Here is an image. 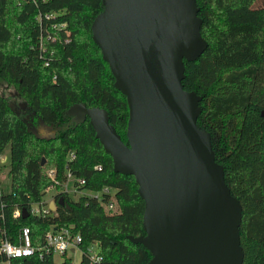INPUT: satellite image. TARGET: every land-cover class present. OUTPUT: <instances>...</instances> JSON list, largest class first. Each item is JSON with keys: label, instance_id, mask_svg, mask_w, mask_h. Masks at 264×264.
I'll return each mask as SVG.
<instances>
[{"label": "trees", "instance_id": "1", "mask_svg": "<svg viewBox=\"0 0 264 264\" xmlns=\"http://www.w3.org/2000/svg\"><path fill=\"white\" fill-rule=\"evenodd\" d=\"M195 7L206 47L194 60H183L181 84L200 96L196 125L208 133L224 183L240 204L241 264H264V0H195ZM101 9V0H0V77L42 123L64 122L56 136L33 135L0 93V154L9 146V189H0V228L15 242L18 228L27 226L37 245L49 226L71 225L81 248L98 242V264H146L150 252L127 237L144 234L143 200L134 177L113 171L111 156L87 116L76 120L67 113L74 104L105 109L109 124L126 143L125 97L114 87L91 38L90 24ZM55 23H65L67 41L63 32L58 41L44 40ZM70 153L74 159L68 162ZM43 157L58 173L67 161L87 189L113 188L118 211L105 212L94 197L56 194L53 201L62 196L66 206L55 205L43 217L12 216L15 209L42 199L49 182L41 172ZM9 261L71 264L67 257L55 262L51 255ZM77 264L92 263L81 254Z\"/></svg>", "mask_w": 264, "mask_h": 264}, {"label": "water", "instance_id": "2", "mask_svg": "<svg viewBox=\"0 0 264 264\" xmlns=\"http://www.w3.org/2000/svg\"><path fill=\"white\" fill-rule=\"evenodd\" d=\"M101 2L91 38L125 97L126 143L105 109L74 104L67 113L87 116L113 171L134 177L144 234L128 239L150 252L146 264H241L240 204L196 125L200 96L181 84L183 60L206 47L195 0ZM58 204L62 196L48 207Z\"/></svg>", "mask_w": 264, "mask_h": 264}, {"label": "built area", "instance_id": "3", "mask_svg": "<svg viewBox=\"0 0 264 264\" xmlns=\"http://www.w3.org/2000/svg\"><path fill=\"white\" fill-rule=\"evenodd\" d=\"M59 32H63L64 41L69 39L70 33L65 29V23L52 24L49 31L46 33L44 40L55 42L60 40ZM40 39V45L43 41ZM74 159V154H67L66 160L70 162ZM67 161L63 170L58 173L53 169L46 171V176L49 179L48 184L43 188L44 192L54 191V194L49 200L42 199L37 202H29L27 208L24 209L27 215L35 217H43L51 211L48 203L54 200L56 194H66L70 197H79L82 195L94 197L107 213H115L118 211V204L115 198L114 189L108 186H102L98 190L85 188V179L73 175L68 167ZM52 212V211H51ZM21 211L15 209L12 216H19ZM0 219L3 215L0 212ZM81 237L75 232L71 225L49 226L42 235L41 242L37 245L32 244L30 230L27 226H21L16 233L15 242L10 241L6 235L4 228H0V255L5 259L0 260V263L10 264L11 258L25 257L35 255L42 257L44 255L58 254L62 257H67L68 254H74L79 251L84 254L88 261L92 264L100 263L102 256L100 253L99 244L97 241L89 242L84 248L80 247Z\"/></svg>", "mask_w": 264, "mask_h": 264}, {"label": "rangeland", "instance_id": "4", "mask_svg": "<svg viewBox=\"0 0 264 264\" xmlns=\"http://www.w3.org/2000/svg\"><path fill=\"white\" fill-rule=\"evenodd\" d=\"M0 93H2L7 98L8 106L12 109V111L18 114L19 118L23 122H25L28 132H31L33 135L43 138L56 136L58 131L62 128V126H64L63 121H59L52 125L42 123L37 115L32 114L27 106V103L24 101V97L17 95L16 91L14 90V86L8 84L7 81H5V79L2 77H0ZM8 162L9 146L6 145L0 154V189H2V191H7L9 189V179L6 175L8 170ZM51 163L52 162L49 159H45L43 157L41 172L46 173V171L49 170ZM53 194V190L44 192L43 199L49 200ZM72 198L76 199L78 197L75 198L73 196ZM67 258H69L71 264H77L80 261L81 253L79 251H76L74 254L67 253ZM52 259L55 262H59L63 259V257L58 254H54ZM0 264L5 263L1 262Z\"/></svg>", "mask_w": 264, "mask_h": 264}]
</instances>
